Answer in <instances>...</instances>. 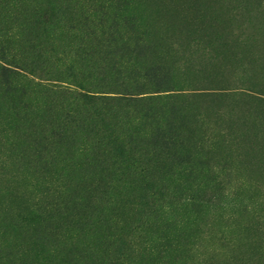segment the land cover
I'll return each mask as SVG.
<instances>
[{"label":"rangeland","instance_id":"1","mask_svg":"<svg viewBox=\"0 0 264 264\" xmlns=\"http://www.w3.org/2000/svg\"><path fill=\"white\" fill-rule=\"evenodd\" d=\"M0 264H264V0H0Z\"/></svg>","mask_w":264,"mask_h":264}]
</instances>
